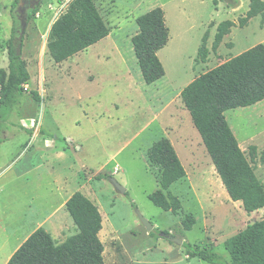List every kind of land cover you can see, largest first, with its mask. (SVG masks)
<instances>
[{
    "label": "rangeland",
    "instance_id": "1",
    "mask_svg": "<svg viewBox=\"0 0 264 264\" xmlns=\"http://www.w3.org/2000/svg\"><path fill=\"white\" fill-rule=\"evenodd\" d=\"M13 1L0 0V68H7L6 41L16 25L23 36L28 80L22 105L9 116L0 143V227L6 216L18 219L37 203L42 187L35 177L30 174L25 181L15 176L19 166L36 161L29 155H36L68 183L67 192L81 191L99 209L104 264H210L189 256L183 243L170 242L163 231L228 260L223 242L250 221L264 218V208L246 213L240 201L229 198L180 91L203 72L264 44L260 15L239 24L249 0H93L108 35L58 63L51 59L46 39L70 0H19L12 7ZM156 6L164 10L169 28V40L157 53L165 73L146 84L131 37L137 31L136 17ZM225 20L234 25L211 50L217 25ZM205 32L208 54L200 61L197 49ZM224 114L264 186V99ZM28 127L31 135L24 130ZM162 136L169 138L186 171L166 190L180 201L175 213L147 198L159 187L160 170L147 160L146 151ZM21 152L29 157L12 167L13 157ZM109 176L126 188L124 194L113 188ZM63 210L58 215L63 232H53L56 243L76 232ZM136 210L154 225L152 230L145 229ZM187 216L194 220L190 227L183 223ZM8 245L0 231V264Z\"/></svg>",
    "mask_w": 264,
    "mask_h": 264
},
{
    "label": "trees",
    "instance_id": "2",
    "mask_svg": "<svg viewBox=\"0 0 264 264\" xmlns=\"http://www.w3.org/2000/svg\"><path fill=\"white\" fill-rule=\"evenodd\" d=\"M18 1L14 0L12 7ZM256 15L264 19V0H249L239 24L244 25ZM135 22L137 31L131 37L133 52L143 81L151 84L165 73L157 53L169 40V28L160 6L141 13ZM232 25L230 20L217 25L211 50L218 47ZM108 32L93 0H70L66 9L51 23L46 48L51 59L58 63L86 50L105 38ZM206 37L207 32L197 49L200 61L208 54ZM22 44L23 36L14 25L6 41L7 68H0V143L5 139L3 129L9 116L22 105L26 93L24 85L28 71L22 57ZM180 99L229 198L240 201L246 213L264 207V186L224 114L228 109L247 107L264 99V44L257 43L198 75L181 89ZM24 130L32 134L31 128ZM254 150L255 146H249L250 154ZM146 157L160 170L159 187L147 198L162 210L175 213L180 208V201L166 190L183 179L186 171L169 138L162 136L155 140L147 149ZM260 158L264 161V150ZM64 208L76 226L74 234L56 243L44 228L38 227L12 253L6 264H104L103 244L98 236L102 218L97 206L78 190L66 200ZM193 222L191 216L183 220L186 227ZM183 246L189 256L210 264H264V218L248 223L223 242L228 260L206 247L186 242Z\"/></svg>",
    "mask_w": 264,
    "mask_h": 264
},
{
    "label": "crops",
    "instance_id": "3",
    "mask_svg": "<svg viewBox=\"0 0 264 264\" xmlns=\"http://www.w3.org/2000/svg\"><path fill=\"white\" fill-rule=\"evenodd\" d=\"M29 156H34L36 161H29V163L23 167L24 169L21 168L22 165L19 166L20 169L15 170V176L18 180L24 178L25 181H27L28 176L32 174L37 180L38 185L42 187V193L37 196V203L32 206L29 205L27 207L28 209L25 210L20 218L16 219L14 217L6 216V219L2 222L0 231L3 232V238L5 239V242L9 243L8 246L10 248L4 255L1 264H6L12 253L38 227L44 228L53 240L55 239L53 232L61 234L63 231L60 230L59 226L63 224H61L58 215L60 212H64L63 209H65V202L74 192H67L68 183H65L63 179L58 176V173H54L53 167L39 160L36 155ZM29 156L22 152L19 155H15L11 161L13 164L12 167H14L17 162L19 163L22 160L26 161ZM263 208L264 207L257 210L261 211ZM28 211H32L31 214L28 215L26 213ZM24 217H28V219H24Z\"/></svg>",
    "mask_w": 264,
    "mask_h": 264
},
{
    "label": "water",
    "instance_id": "4",
    "mask_svg": "<svg viewBox=\"0 0 264 264\" xmlns=\"http://www.w3.org/2000/svg\"><path fill=\"white\" fill-rule=\"evenodd\" d=\"M224 3L226 4H233V0H222ZM109 181L111 183V185L113 186V188L119 192L120 194H124L126 192V188L123 187L115 178H113L112 176H109ZM136 214L141 222V224L145 227V229L147 231L152 230V228L154 227V225L148 220L146 219L138 210H136ZM255 221H250L249 224H253ZM163 235H165L170 242H173L175 244L181 245L183 243V240L178 239L176 237L173 236H168L167 233H162Z\"/></svg>",
    "mask_w": 264,
    "mask_h": 264
}]
</instances>
